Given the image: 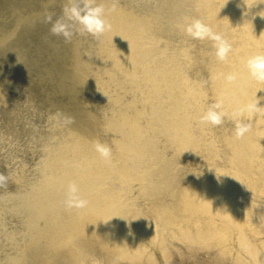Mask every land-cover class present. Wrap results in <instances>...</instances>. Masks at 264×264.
I'll return each mask as SVG.
<instances>
[{
    "label": "bare ground",
    "instance_id": "6f19581e",
    "mask_svg": "<svg viewBox=\"0 0 264 264\" xmlns=\"http://www.w3.org/2000/svg\"><path fill=\"white\" fill-rule=\"evenodd\" d=\"M157 1L97 0L109 27L67 69L51 63L56 89L75 96L71 81L92 99L102 93L110 109L102 116L56 106L31 178H0V264H168L173 254L197 249L207 264H264L253 242L257 212H264V82L245 63L264 53V2ZM0 13L1 44L11 39L5 30L24 21L4 17L1 6ZM193 19L228 41L225 59L211 38L184 30ZM28 28L15 33L12 53ZM49 90L40 93L54 102ZM27 99L39 116L41 105ZM217 103L222 122L202 121ZM0 112L3 122L14 121ZM237 121L248 126L242 136ZM98 142L110 148L108 157ZM72 183L83 208L66 205Z\"/></svg>",
    "mask_w": 264,
    "mask_h": 264
},
{
    "label": "rangeland",
    "instance_id": "374dc122",
    "mask_svg": "<svg viewBox=\"0 0 264 264\" xmlns=\"http://www.w3.org/2000/svg\"><path fill=\"white\" fill-rule=\"evenodd\" d=\"M149 1H155V4L159 3L157 0ZM67 3L68 0H0V6L5 13L4 17L8 13L10 17L17 13L22 18L19 21H24L20 25H8L11 29L8 27L5 31L11 35V39L7 43L1 42L0 44L1 48L5 47L0 58V106L13 116L10 120H14L11 124L3 122L1 118L5 114L0 112V178L2 179L16 177L18 172L31 178V173L39 165V157L43 155L41 152L42 143L43 140L45 141L52 120L49 118L50 112H53L58 105H76L79 109L83 106L87 110H97L102 116L110 109L108 100L103 97L102 93L93 94L92 99L89 92H85L83 86L80 85L79 87L70 81V86L73 87L76 95L71 96L74 93L68 92L65 95L56 89L54 84L56 71L51 75L52 77L47 74L49 67H53L51 63L56 59L59 62H65L64 68L70 67L69 64L73 62V55L80 50L81 46L84 43H90L92 38H98V36L88 33L82 34L74 30L71 40L65 41L62 36H55L50 32L51 23L63 15V9ZM119 3L123 4L120 1ZM48 17H51V21L48 20ZM5 27L7 26H3L2 29ZM26 27H29V31L25 30L24 34L26 42L16 46L14 54L12 53L13 47L10 45L13 46V42H16L14 38L18 34L15 33L19 32L20 28ZM9 29L11 31H7ZM80 38L82 39L80 40ZM41 41V44L45 43L49 47L39 48ZM85 46L87 45L85 44ZM60 49L62 50L61 56L56 58L51 56L55 50ZM20 57L25 59V62ZM66 62L68 63L67 66ZM40 88L52 89L54 102L45 100L40 93ZM29 96L32 102L38 101L37 103L41 105L36 103L42 110L39 116L33 111L31 102L30 106H27V97ZM32 126H34V131L31 130ZM224 155L225 158H229V154L224 153ZM255 176L260 177L258 173H255ZM257 214L262 220L260 219L253 225V228H256L253 232L255 233L253 242L257 241L260 252V250H264V215H261L264 212L260 211ZM192 252L195 256H189V252H185L183 256L173 254L167 262L168 264H178L176 261L183 259L185 264L208 263L207 259L202 258L205 250L197 249L192 250ZM208 255L206 256L209 257ZM118 264L132 263L122 261ZM221 264L223 263L221 262Z\"/></svg>",
    "mask_w": 264,
    "mask_h": 264
},
{
    "label": "clouds",
    "instance_id": "9594fccd",
    "mask_svg": "<svg viewBox=\"0 0 264 264\" xmlns=\"http://www.w3.org/2000/svg\"><path fill=\"white\" fill-rule=\"evenodd\" d=\"M264 2V0H261ZM264 17V11L259 13ZM51 21V17H48ZM109 27L105 20V9L102 2L97 0H68L63 9V15L51 23L50 32L55 36H62L65 41H70L74 30L80 33H88L99 36ZM190 36L197 39L211 38L214 43L215 55L223 60L228 55L231 45L223 36L213 33L210 27L200 19H193L184 29ZM246 68L249 75L256 81L264 82V53L258 52L246 59ZM235 74H230L227 79L234 80ZM220 105L213 104L201 117L202 121L218 125L222 122L224 113L217 111ZM248 130V126L240 121L236 122L235 134L242 136ZM96 150L102 157L110 155V148L102 143L96 144ZM87 201L79 195L78 186L75 183L69 185L66 205L69 208H83Z\"/></svg>",
    "mask_w": 264,
    "mask_h": 264
}]
</instances>
